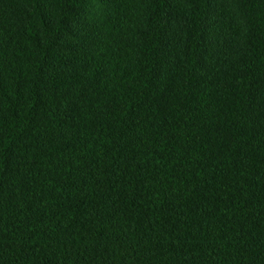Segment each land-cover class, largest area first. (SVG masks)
I'll return each mask as SVG.
<instances>
[{
	"label": "trees",
	"instance_id": "1",
	"mask_svg": "<svg viewBox=\"0 0 264 264\" xmlns=\"http://www.w3.org/2000/svg\"><path fill=\"white\" fill-rule=\"evenodd\" d=\"M0 264H264V0H0Z\"/></svg>",
	"mask_w": 264,
	"mask_h": 264
}]
</instances>
